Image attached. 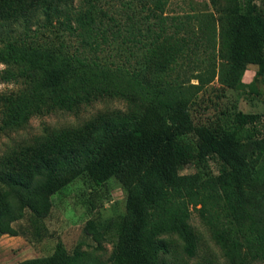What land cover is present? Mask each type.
Returning a JSON list of instances; mask_svg holds the SVG:
<instances>
[{
    "label": "trees",
    "instance_id": "16d2710c",
    "mask_svg": "<svg viewBox=\"0 0 264 264\" xmlns=\"http://www.w3.org/2000/svg\"><path fill=\"white\" fill-rule=\"evenodd\" d=\"M15 1L0 0V14L24 4ZM118 1L47 7L35 33L26 26L0 51L7 65L0 83L25 87L0 96L1 132L104 99L132 108L7 157L0 167V237L19 236L14 223L28 216L31 240L43 241L56 195L81 177L98 187L117 178L127 193L117 230L86 226L97 243H114L103 264H166L173 237L194 257L193 211L227 264H264L261 117L237 112L216 130L195 125L190 113L217 78L229 89L258 94L244 76L250 65L264 76V0H228L224 19L209 12L170 16L171 0ZM207 161L218 163L216 175L180 174L191 162ZM20 264L87 263L58 244L52 255Z\"/></svg>",
    "mask_w": 264,
    "mask_h": 264
},
{
    "label": "rangeland",
    "instance_id": "374dc122",
    "mask_svg": "<svg viewBox=\"0 0 264 264\" xmlns=\"http://www.w3.org/2000/svg\"><path fill=\"white\" fill-rule=\"evenodd\" d=\"M227 2L218 0V4L214 5L212 0H171L167 14L181 16L192 12H209L218 19H224ZM66 5L81 9L82 0H24L19 9L16 7L11 10L7 6L6 10L10 13L0 14V51L11 40L19 37L26 26L35 33L44 19L45 8L64 9ZM257 5L262 8L260 3ZM6 67L0 61V72ZM257 72L258 66L250 65L244 82L254 83L258 94L229 89L218 78L207 85L191 105L190 113L195 125L220 130L234 113L258 114L261 117L258 128L264 136V76H259ZM24 89L22 84L0 83V96ZM131 111L126 100L104 99L81 108L77 113L58 111L35 115L22 127L0 131V167L7 157L23 147L45 142L64 131L80 130L102 115ZM218 172L219 165L213 161L191 162L180 168L182 175L200 174L204 178ZM126 201L127 193L119 179L112 178L106 185L98 187L87 177H81L54 197V206L46 218L50 231L46 239L41 242L31 240L32 229L28 216L14 223L19 236L0 237V264H20L29 259L48 257L58 244H62L72 254H79L87 264H103L111 256L114 243L107 238L97 243L87 233L86 226L93 221L102 231L115 233L126 214ZM190 227L196 238V255L188 257L184 254L181 240L173 237L175 242L172 251L163 255L162 260L166 264H227L220 247L196 211H193Z\"/></svg>",
    "mask_w": 264,
    "mask_h": 264
}]
</instances>
